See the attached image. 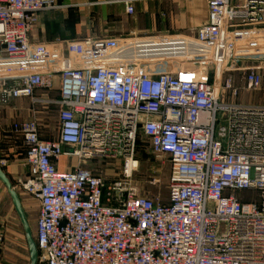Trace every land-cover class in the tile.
Wrapping results in <instances>:
<instances>
[{"label":"built area","instance_id":"built-area-1","mask_svg":"<svg viewBox=\"0 0 264 264\" xmlns=\"http://www.w3.org/2000/svg\"><path fill=\"white\" fill-rule=\"evenodd\" d=\"M206 1L208 23L173 38L210 70L200 80L116 65L120 41L32 42L57 0H0V110L31 103L12 125L27 168L14 189L38 206L39 264H264V105L238 102L231 77L264 62V0ZM245 71V92L260 91L262 77ZM38 106L57 114L56 139H43ZM140 135L171 160L166 203L131 180ZM63 157L76 164L60 172ZM110 158L122 177L86 167ZM5 242L0 229V254Z\"/></svg>","mask_w":264,"mask_h":264},{"label":"crops","instance_id":"crops-1","mask_svg":"<svg viewBox=\"0 0 264 264\" xmlns=\"http://www.w3.org/2000/svg\"><path fill=\"white\" fill-rule=\"evenodd\" d=\"M134 13H128L129 6ZM208 23L206 0L146 1V0H57V9L39 15L38 24L31 35L32 42L53 45L82 41L93 38L101 41L117 42L137 35H164L168 37H192L196 30ZM264 42V19L258 27ZM179 41V39H177ZM174 41L166 39L170 44ZM175 42H177L175 40ZM167 45V44H166ZM148 47H150L148 45ZM129 49L124 47L122 50ZM254 70L262 79V88L258 92L247 93L241 90L245 85L244 70ZM243 76L244 78H241ZM236 87L246 96L244 104L264 105V62L244 61L238 71L231 74ZM56 91L51 98L59 97L60 81H55ZM242 83V85H240ZM245 87V86H244ZM244 89V88H242ZM251 94V95H250ZM41 96V94H38ZM28 100L14 102L0 110V160L6 161L4 172L14 188L19 178L27 174L25 150L22 140L12 133L15 122L30 118ZM42 134V133H41ZM43 137V136H42ZM45 140L53 138L43 137ZM56 139V138H55ZM67 159L58 163V170L67 169ZM0 183V229L3 221L11 219L9 200ZM2 259V253L0 254Z\"/></svg>","mask_w":264,"mask_h":264},{"label":"rangeland","instance_id":"rangeland-1","mask_svg":"<svg viewBox=\"0 0 264 264\" xmlns=\"http://www.w3.org/2000/svg\"><path fill=\"white\" fill-rule=\"evenodd\" d=\"M167 38L169 37L164 35H137L121 40L117 44L118 47L110 54L111 60L116 65H139L141 69L151 74L168 73L189 79H206L208 69L203 70V65L193 60L190 52L185 51L180 45L181 43L175 42V40L178 41L177 39L170 37L174 41L168 44L165 42ZM124 47H129V49L122 50ZM244 72L246 73L245 70ZM240 77L244 78L243 76ZM242 83L243 86L240 88L244 90L242 88L245 85L244 82ZM245 97L240 94L237 99L238 102H245ZM29 106L31 109L30 102ZM36 109L40 119L42 136L57 138L59 129L57 114L43 106H38ZM75 164V160H70L67 162V167L72 168ZM86 167L108 177L118 178L123 176L125 166L123 161L110 158L90 161ZM170 170V158L154 154L149 140L140 135L131 171V180L139 194L148 199L166 203L169 196ZM5 193L10 204L11 219L2 223L3 231L6 234V242L2 250V264H30L25 232L6 189ZM17 193L20 196L29 227L35 239L38 206L22 191H17Z\"/></svg>","mask_w":264,"mask_h":264},{"label":"water","instance_id":"water-1","mask_svg":"<svg viewBox=\"0 0 264 264\" xmlns=\"http://www.w3.org/2000/svg\"><path fill=\"white\" fill-rule=\"evenodd\" d=\"M0 183L5 187L12 202V205L14 207L15 213L17 214L20 223L23 227V230L25 232L30 264H39L38 261L39 253H38L37 245L34 236L32 234V231L29 227L28 220L20 196L17 193V191L14 189L12 182L10 181V179L8 178V176L6 175V173L4 172L1 166H0Z\"/></svg>","mask_w":264,"mask_h":264}]
</instances>
